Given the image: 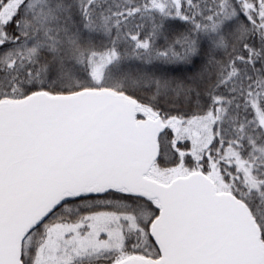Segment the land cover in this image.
I'll return each mask as SVG.
<instances>
[{
  "label": "snow or ice",
  "instance_id": "snow-or-ice-1",
  "mask_svg": "<svg viewBox=\"0 0 264 264\" xmlns=\"http://www.w3.org/2000/svg\"><path fill=\"white\" fill-rule=\"evenodd\" d=\"M0 264H264V0H0Z\"/></svg>",
  "mask_w": 264,
  "mask_h": 264
}]
</instances>
